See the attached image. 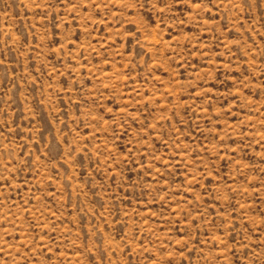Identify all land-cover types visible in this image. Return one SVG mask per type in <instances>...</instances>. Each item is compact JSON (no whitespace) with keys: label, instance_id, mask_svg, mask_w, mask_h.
<instances>
[{"label":"rangeland","instance_id":"1","mask_svg":"<svg viewBox=\"0 0 264 264\" xmlns=\"http://www.w3.org/2000/svg\"><path fill=\"white\" fill-rule=\"evenodd\" d=\"M0 264H264V0H0Z\"/></svg>","mask_w":264,"mask_h":264}]
</instances>
